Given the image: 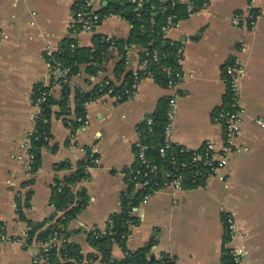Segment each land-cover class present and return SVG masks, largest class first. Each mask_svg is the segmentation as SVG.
Returning <instances> with one entry per match:
<instances>
[{"label":"crops","instance_id":"crops-1","mask_svg":"<svg viewBox=\"0 0 264 264\" xmlns=\"http://www.w3.org/2000/svg\"><path fill=\"white\" fill-rule=\"evenodd\" d=\"M106 5L107 0H92L90 9L96 12ZM249 7L264 13V0H209L193 16H181L167 33L183 47L179 62L183 78L177 84L170 140L199 149L206 139L222 137V126L213 116L226 103L224 67L236 54L243 64L239 95L245 112L234 141L238 150L229 155L221 171L225 178L211 177L204 186L180 190L169 186L153 193L137 207L138 223L126 242L130 251L154 239L150 253L155 257L168 254L179 264H226L223 215L230 212L245 233L235 243L246 251L243 264H264V125L256 122L264 123V20L257 21L253 30L231 22L235 12L246 14ZM75 11L74 0H0V264H40L33 262L39 244L25 247L13 239L28 228V221L39 222L54 213L50 203L54 178L62 179L71 171H55L54 166L85 159L86 148H92L98 162L77 184L85 189L88 203L67 229L69 241L79 245L84 255L94 252L87 233L103 229L120 210L121 194L135 165L137 124L152 117L171 94L152 74L142 73L144 48L130 46L125 71L141 73L134 96L118 102L102 95L88 102L87 124L76 129L70 126V116L61 115L60 107L53 105L49 139L40 149V168L31 175L27 139L36 128L34 87L42 83L53 98L61 95L59 84L50 85L47 51H56L67 38L88 47L95 34L126 39L131 31V25L118 16L103 18L92 33L81 31ZM240 43L244 49L238 52ZM119 56L116 48L109 49L103 71L91 76L82 67L71 85L90 90L105 79L119 85L121 78L115 75ZM70 96L73 99V91ZM29 191L21 220L15 207ZM111 254L117 261L123 259L116 244Z\"/></svg>","mask_w":264,"mask_h":264},{"label":"trees","instance_id":"trees-1","mask_svg":"<svg viewBox=\"0 0 264 264\" xmlns=\"http://www.w3.org/2000/svg\"><path fill=\"white\" fill-rule=\"evenodd\" d=\"M198 1L200 2V0ZM158 3V0H147L140 7H137L130 0H107V5L96 11L101 18L116 15L125 19L131 25L130 34L126 39H114L113 49L116 48L120 55L115 68L117 79L121 78L119 85H115L111 80L105 79L96 83L90 90H83L80 87H73L70 83L62 81L60 82L61 95L59 99L53 98L48 92V87L42 83L34 87L33 102L42 97H44V101L40 103L42 116L36 119V128L29 147V152L33 155L30 167L31 173H35L40 168V149L47 144V141L44 140V134H49L50 114L53 105L57 104L60 107L61 115L72 114V116L84 118L86 103L99 98L109 89L112 90L110 94L113 96L122 94L126 88L130 87L135 77L131 72L125 71V54L130 46L139 44L144 48L140 54V60L141 62L146 61V70L142 73L144 75L152 74L160 84L166 87L167 78L162 71V67H176L177 62L174 53L179 44H171L168 40L163 41L160 29L165 23L167 16L175 15L174 21L177 22L181 16H185V11L183 7L168 5L163 13H156L155 10ZM151 19L154 20L153 23ZM109 46L110 41L103 40L100 34L93 35L92 44L88 47L78 46L75 39L67 38L61 42L58 49L52 52L50 56L46 55V58L51 65L56 62L63 63L68 68L67 79L70 77L74 78L82 67H85L87 74L95 76L98 72L103 71L102 65L107 58ZM154 52L157 53V61L153 60ZM136 75L140 77L141 73L138 72ZM105 81H109V83L106 85ZM52 84L50 81V85ZM72 91L73 108L71 109L68 106V100ZM125 99L126 96H123L119 102ZM166 109L167 100L154 112L152 123L149 126L146 123H141L139 126L141 131H145L147 142L151 146L148 157L155 163H160L157 149L165 140ZM69 123L73 129L80 126V123L72 118ZM93 157H97V155L93 153L91 157L90 148H86L85 159L77 161L74 165L68 161L55 164V171L63 169L71 171L62 179L54 178L50 200L55 209L54 213L42 221L27 222L26 243L29 246L25 245V247H30L33 243L45 245L46 251L41 254L48 259L50 264H92V261L97 260L101 263L112 262L113 264H171L168 254H161L160 258H157L150 253L151 247L155 243L154 239H151L145 246L135 251H130L126 247L125 235L130 231L127 222L129 221L132 226H136L138 223L136 215H130V212L134 207L139 206L147 192L145 189L134 191L131 179L127 180L128 187L121 194L119 212L109 217L110 224H106L103 229L95 228L87 233V240L95 251L84 255L79 245L69 241L68 223L88 203L85 189L78 187L77 184L88 177V168L94 166ZM180 157L184 156L180 155ZM32 179L28 183H32ZM205 181V179H196L194 183L185 182L184 188L204 186ZM30 193L31 191L27 192L24 199L18 198L17 200L18 218L21 220L25 219L22 207L28 205ZM59 211L63 212V214L57 217L56 213ZM53 240L58 241L60 245L52 242ZM114 244H118L121 247L125 255L122 260L117 261L112 258L111 249ZM226 256V264H232L227 253Z\"/></svg>","mask_w":264,"mask_h":264},{"label":"built area","instance_id":"built-area-1","mask_svg":"<svg viewBox=\"0 0 264 264\" xmlns=\"http://www.w3.org/2000/svg\"><path fill=\"white\" fill-rule=\"evenodd\" d=\"M135 3L137 7L141 6L147 0H130ZM77 8L74 14L75 24L79 27V30L84 32L92 33L96 27L100 24L103 18L99 16L98 13L90 9L92 0H74ZM158 6L156 7V13H163L167 6L172 7L180 6L184 8L185 17H191L198 11L205 9L208 6L209 0H158ZM79 4V5H77ZM116 16V15H109ZM119 17V16H118ZM175 15H169L166 17L165 23L161 26L160 31L162 32V40H168L171 44L174 41L167 37L168 31L176 25L177 22L174 21ZM263 19L264 13L260 11H254L249 7L246 14L235 12L232 16L231 22L235 27L253 30L256 26L257 21ZM153 23L154 20L151 19ZM103 40L110 41L109 49H113L114 39L110 35H102ZM74 46V44H72ZM244 49V45L240 43L238 47V52ZM51 51H47V55H51ZM183 54V47L177 45L176 51L174 53L176 57V67L163 66L162 71L167 78L166 89L171 92L167 99V109H166V125L164 129V143L160 145L157 149L158 158L160 163L153 162L148 157V152L150 150V144L147 142V137L145 131H141L139 126L141 123H146L150 125L152 123V117H144L137 124V138L133 143V148L135 150V167L131 172L130 179L133 182V189L142 190L145 189L147 192L143 196L140 204L146 203L149 197L156 191L165 188L172 187L173 189H184L185 182L194 183L196 179H205L211 177H218L219 179H224L225 177L221 174V171L227 166L228 157L238 148L235 146V138L239 132L240 123L242 116L244 114V108L240 100V79L243 71V64L239 54L234 55L231 60L224 67L225 83L227 85V99L226 103L222 105L214 114L213 120L222 126V137L220 139H206L199 149H190L184 145L174 143L170 140L171 133V123L176 110L177 101V84L183 78V74L180 66V59ZM157 53L154 52L153 60L157 61ZM49 62V61H48ZM125 63H128V52L125 54ZM146 65V61H143ZM51 71L49 74V79L53 84H61L60 82H68L72 84L73 78H66L68 68L61 62H56L53 65L50 64ZM135 77L129 88H126L122 94L111 95V89L105 92L103 95H110L116 101L126 96V99H130L134 96L137 87L139 85V77L134 74ZM63 79V80H62ZM106 85L109 81L104 82ZM44 101V97L38 98L34 103L37 107V112L35 118L38 119L42 116V107L40 103ZM68 106L73 108L72 97L68 100ZM88 103H86L87 105ZM70 118L80 123L84 126L87 124V119L82 117H75L69 114ZM70 118L68 121H70ZM261 126L264 125L263 121H256ZM150 129V128H148ZM34 132L27 139V155H28V166L29 172L33 159V155L29 152L30 143L32 140ZM49 134H44V140L48 141ZM94 151L90 148V156L92 157ZM183 155L184 157H180ZM93 165L96 166L98 159L97 157L92 158ZM91 166L88 168L94 167ZM39 171L36 170L34 174ZM31 173V172H30ZM33 175V173H31ZM17 211V207H15ZM137 207H134L130 212V215L136 214ZM63 212L59 211L56 216H61ZM106 224H110V219L107 220ZM105 224V225H106ZM223 224L225 228V240L223 241V249L229 255L232 264H243L246 251L242 246L236 245L235 243L242 241L245 237V233L240 230L237 226L236 217L233 213H224ZM130 231L125 235V240L131 236L132 224L127 222ZM105 227V226H104ZM103 227V228H104ZM27 229L18 237L14 238V242L23 244L24 246L29 244L26 243V233ZM52 242H59L53 240ZM40 250L35 255L33 262L40 264H50L48 259L42 256V252L46 251L45 245L40 244ZM118 245V244H116ZM119 246V245H118ZM120 247V246H119ZM121 248V247H120ZM122 250V249H121ZM123 252V251H122ZM170 256L171 264H179L174 256ZM125 257L123 253V258ZM113 258V256H112ZM157 258H160L158 256ZM114 259V258H113ZM92 264H113L101 263L100 261H92ZM132 264V263H127Z\"/></svg>","mask_w":264,"mask_h":264}]
</instances>
